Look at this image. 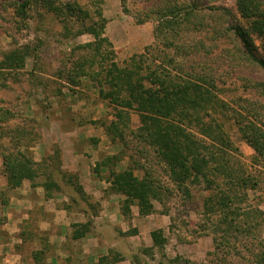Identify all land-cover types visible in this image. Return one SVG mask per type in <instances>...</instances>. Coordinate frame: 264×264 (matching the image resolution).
<instances>
[{"label":"rangeland","instance_id":"obj_1","mask_svg":"<svg viewBox=\"0 0 264 264\" xmlns=\"http://www.w3.org/2000/svg\"><path fill=\"white\" fill-rule=\"evenodd\" d=\"M23 1L0 0V59L10 50L25 47L30 51L24 69L7 71L5 78L0 80V105L7 109V125L15 131L14 135L22 139L26 135L35 138L30 152L37 164L38 175L31 181H42L45 186L52 180L58 186H52L48 191L61 189L69 195L74 209L82 211L90 207L93 213L97 212L98 202L93 196L84 191L88 198L82 197L76 192L75 180H70L68 175L78 174L63 168L58 142L52 144L50 151L43 152L44 156H53L52 160L44 161V157L41 161L36 160L38 150L42 152V149L34 147L45 146L44 135L47 139L51 135L55 137L56 131L71 130L78 124L83 128L84 138L90 147L102 143L97 153L99 161L92 170L94 174H101L102 169H106L104 175L111 181L112 189L115 188L113 175L137 162L136 175L142 178L144 170H148L161 189L162 186L167 188L163 197L161 194L159 200L153 201L155 211L148 217L151 234L161 230L164 245L156 246L152 239V247H140L145 249L147 257L141 263L251 264L249 248L252 246H247L248 241L242 244L234 240L232 246H236L235 249L215 248L214 224L207 220L205 214V198L210 195V190L205 189L204 184L191 185V196H187L175 188L156 153L136 137L140 119L134 110H130V121L123 122L119 130H112L113 134L116 133L113 143L108 129L114 120V109L104 96V88L96 87L90 76H77L75 67L78 65H85L87 74L95 73L100 71L105 61L92 47H84L94 41V36L87 31L89 26L101 25L105 20L104 35L113 44L117 61L124 66L132 56L143 53L146 46L154 43V29L158 23L156 10L168 4V0H55L63 7L60 15L43 10L36 2L26 15L22 14L18 5ZM179 1L192 3L197 9L192 23L183 25L187 29L183 39L188 45L199 43L206 47V52H201L197 59L218 71L217 78L222 88L219 94L230 104L225 115L226 132L239 149L243 171L257 181L255 188L248 190L249 203L264 211V154H257L243 139L244 134L258 136L264 131V71L239 58L238 43L232 31H224L235 24L247 26L248 23L239 11L238 0ZM68 3L82 6L89 12V17L81 20L78 14L72 15L67 8ZM218 7L228 11L213 9ZM261 11L264 12V0H261ZM197 26L200 29H196ZM254 41L264 53L262 39L254 36ZM103 51L108 53L106 48ZM91 61L97 62L91 65ZM75 108L81 110L78 112ZM238 118L240 124L237 123ZM250 122L256 126L257 135L247 129ZM20 129L26 132L23 133L25 135L19 133ZM5 144L9 145L8 141ZM114 156L123 159L115 161ZM107 158L111 160L104 164ZM0 163L3 174L1 156ZM77 181L84 190L79 177ZM131 232L132 229L128 231ZM260 234L264 238V226Z\"/></svg>","mask_w":264,"mask_h":264},{"label":"trees","instance_id":"obj_2","mask_svg":"<svg viewBox=\"0 0 264 264\" xmlns=\"http://www.w3.org/2000/svg\"><path fill=\"white\" fill-rule=\"evenodd\" d=\"M34 2L56 15L63 12V7L55 0H24L18 5V11L26 15ZM67 8L72 15L78 14L81 20L89 17V12L77 3H68ZM238 8L248 25L239 23L224 31H232L238 43L239 58L264 71V53L254 41L257 36L264 44L261 0H238ZM213 9L228 11L219 7ZM196 11L192 3L179 0H168V4L161 5L156 10L158 23L154 29V43L146 46L143 53L132 56L124 66L117 61L113 44L104 35L105 20L101 25L93 24L87 31L94 36V41L84 47H92L105 61L95 73L87 74L83 64L75 69L79 78L90 76L96 87L104 88V96L114 109V120L108 129L112 142L116 141V133L113 134L112 130H119L123 122L130 121V110L136 111L140 119L136 137L156 153L175 188L187 196H191V185L204 184L205 189L210 190V195L205 198V214L214 224L215 248L235 249L236 246H232L234 240L242 244L248 241L247 246H252L249 248L251 264H264V238L260 234L264 211L249 203L248 190L254 189L257 181L243 171L239 149L225 129V115L230 104L219 94L222 88L218 71L197 59L207 48L199 43L188 45L183 39L187 31L184 26L192 23ZM223 34L228 35L227 32ZM104 48L107 54H104ZM29 54L25 47L6 52L0 59V80L5 78L7 71L24 69ZM96 62L91 61V65ZM72 81L77 83V80ZM6 111L0 105V156L8 188H15L38 175L37 164L30 152L35 138L26 135L22 139L14 135L15 131L8 128ZM240 122L238 118L237 123ZM250 123L247 129L258 132L254 123ZM19 133L25 135L26 132L20 129ZM258 136L244 134L243 139L257 154H264V131ZM6 141L9 145L5 144ZM114 158L115 161L123 159L121 156ZM52 159L53 156H44V161ZM109 160L107 158L104 164ZM137 166L138 162L129 164L127 169L113 175L114 190L126 195L121 206L126 217H131V206L135 201L140 215L152 214L155 211L153 201L159 200L167 191L157 185L148 170H144L142 178L136 175ZM68 176L75 180L76 192L88 198L78 184V176ZM45 186L49 189L58 184L51 180ZM7 202V193L0 189V203ZM89 230V224H84L73 237H83ZM151 236L154 245H164L161 230L153 231Z\"/></svg>","mask_w":264,"mask_h":264},{"label":"crops","instance_id":"obj_3","mask_svg":"<svg viewBox=\"0 0 264 264\" xmlns=\"http://www.w3.org/2000/svg\"><path fill=\"white\" fill-rule=\"evenodd\" d=\"M54 134L48 139L44 135V147H34L42 149L36 160L41 161L43 152L58 142L63 168L78 174L84 191L98 202V210L74 209L69 195L61 189L46 190L42 181L25 180L18 187L8 188L0 172V189L8 196L6 204L0 203V264H143L147 257L140 247L153 246L149 215H140L135 203L132 216L126 217L121 210L126 197L111 188L104 175L106 169L94 174L92 166L99 161L102 143L90 147L78 124ZM87 223L90 230L86 235L74 238Z\"/></svg>","mask_w":264,"mask_h":264}]
</instances>
